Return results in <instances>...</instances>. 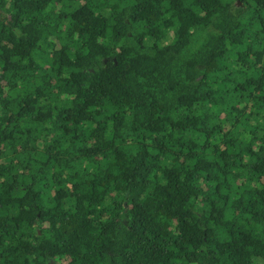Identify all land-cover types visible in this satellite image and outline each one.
I'll list each match as a JSON object with an SVG mask.
<instances>
[{
    "label": "trees",
    "instance_id": "1",
    "mask_svg": "<svg viewBox=\"0 0 264 264\" xmlns=\"http://www.w3.org/2000/svg\"><path fill=\"white\" fill-rule=\"evenodd\" d=\"M0 10V264H264V0Z\"/></svg>",
    "mask_w": 264,
    "mask_h": 264
},
{
    "label": "flooded vegetation",
    "instance_id": "2",
    "mask_svg": "<svg viewBox=\"0 0 264 264\" xmlns=\"http://www.w3.org/2000/svg\"><path fill=\"white\" fill-rule=\"evenodd\" d=\"M2 13H3V12L0 10V16L2 15Z\"/></svg>",
    "mask_w": 264,
    "mask_h": 264
}]
</instances>
